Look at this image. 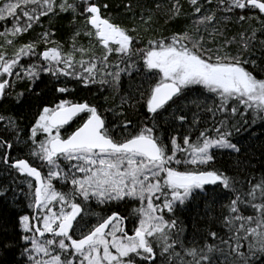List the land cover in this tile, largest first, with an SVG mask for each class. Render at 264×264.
<instances>
[{
    "label": "snow or ice",
    "instance_id": "obj_1",
    "mask_svg": "<svg viewBox=\"0 0 264 264\" xmlns=\"http://www.w3.org/2000/svg\"><path fill=\"white\" fill-rule=\"evenodd\" d=\"M188 4L190 24L149 35L155 14L137 18L140 0L117 6L130 26L108 0H0V105L35 107L27 131L0 111V166L26 186L28 209L14 211L15 199L0 207V264H264V173L241 180L217 166L227 153L256 167L241 159V141L264 128V63L251 53L264 35V0ZM63 14L67 48L52 26ZM182 14L171 0L165 23ZM232 17L240 31L228 36ZM43 76L59 95L43 98ZM22 81L29 86L16 91ZM77 88L111 90L120 103L104 107ZM162 125L175 134L166 139ZM10 190L0 187V200ZM197 217H207L204 228Z\"/></svg>",
    "mask_w": 264,
    "mask_h": 264
},
{
    "label": "trees",
    "instance_id": "obj_2",
    "mask_svg": "<svg viewBox=\"0 0 264 264\" xmlns=\"http://www.w3.org/2000/svg\"><path fill=\"white\" fill-rule=\"evenodd\" d=\"M110 4L113 5L111 11L113 15L117 16V19L120 20L122 23L126 25H131L133 21L130 17L126 18L122 15H118L119 13H123L124 9L122 7H117L118 5H121V0H108ZM126 2V0H124ZM141 4L143 5V9L137 10V18L139 17V12L144 11L147 13L148 10H152V12L155 14V23L153 24L154 33H149V35H159L161 33L168 35L175 29H180L188 24L191 23V20L188 18L190 5L188 4V0H181V3L184 6V14H182L179 19L175 23H165V20L167 18L166 16V10L168 7H170L171 0H140ZM159 3L161 5V10H156V4ZM71 16L70 14H63L61 18H54L52 20V26L55 29V36L54 39L57 41H60L62 44L67 46L71 43L69 37L72 34L73 28L70 25ZM49 24V21L47 19H44V25L47 27ZM0 25H2V22H0ZM10 26V25H9ZM224 26L227 28V35L232 36L235 35L240 31V25L236 22L235 17H232L230 20L224 21ZM253 27H259L255 23L252 25ZM249 27L248 24H245V28ZM3 30V27L0 26V31ZM41 29L39 26L36 27V31L30 32L25 34L18 43H23L28 40L34 39L37 36V33L40 32ZM264 40V35L257 34V39L253 43L251 53L252 57L254 59H257L259 62L264 63V45L260 43V41ZM80 43L84 44L85 46L88 45L87 38H81ZM42 50V49H41ZM9 52H11V49H9ZM43 83H40L38 90L43 93L44 99H51L53 95H59L54 92V88L57 86L58 82L54 79H51L48 76H43ZM27 81L19 82L16 88V91H22L28 87ZM70 87L72 84L69 85ZM125 87H127V82H125ZM96 93V100L95 102L99 103L100 105L104 107H110L114 105H118L120 103V98L118 95H114L111 90L105 91L103 93L97 92L96 88H92L91 91L85 90L82 88H77L76 95L80 97H88L89 99L92 98V94ZM105 97H107V100H105ZM4 109H11L13 113H15L18 117H22V126L25 127V131H27V126L29 125V122L31 120V116L33 112L35 111V107H28L24 106L22 108H16L11 106L8 102H5L4 104L0 105V111ZM111 119V115L109 116ZM204 119H208V115H204ZM164 128V131L166 133V139L167 134L172 133L175 134L172 128H169L167 125H162ZM75 128V124L72 125L71 128L68 129V131H72ZM181 136L186 133L187 131V125L184 126V128H178L177 129ZM252 133L258 134L259 138H251L250 133H245L243 136V139L241 143L245 146L247 150V156L241 155L242 160H250L251 164L256 165L255 168L251 166H240L238 167L235 164L234 158H229L228 154L225 153L223 157L217 156L218 167H221L225 171L228 172L229 175L237 176L241 180H247L249 175H256L257 178L261 173H264V128H261L259 123L257 126H255L252 129ZM198 135V131L194 133V136ZM193 136V138H194ZM182 142V140H181ZM12 154L20 155L19 152L13 150ZM16 178L15 174L10 176L7 171L3 169L2 166H0V187L3 186H11L10 191L7 193V197L4 200H0V207H3L5 203H10L13 199H15L16 203L11 204V208L14 209L16 212H27V200L25 198V194L27 192V188L24 184H20L18 181L16 184L13 183V179ZM245 190H247V184L244 185ZM23 189V191H22ZM230 195V194H229ZM223 201L225 203L228 202V197H222ZM96 211H99V209H96ZM203 206H201V215H203ZM214 214H218L217 212ZM8 213H5V216H7ZM0 223H4L3 220H0ZM186 224L188 228L187 236L191 237L193 233V221L191 216L186 217ZM207 225V217H205L204 220H200L199 217L196 218V226L197 228H204ZM9 231H11V224L7 225ZM213 230H220L219 226L217 224L212 225ZM23 264V262H22Z\"/></svg>",
    "mask_w": 264,
    "mask_h": 264
}]
</instances>
